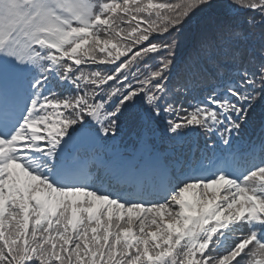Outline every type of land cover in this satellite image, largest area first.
I'll use <instances>...</instances> for the list:
<instances>
[{"label":"snow or ice","instance_id":"snow-or-ice-1","mask_svg":"<svg viewBox=\"0 0 264 264\" xmlns=\"http://www.w3.org/2000/svg\"><path fill=\"white\" fill-rule=\"evenodd\" d=\"M0 264H264V0H0Z\"/></svg>","mask_w":264,"mask_h":264}]
</instances>
